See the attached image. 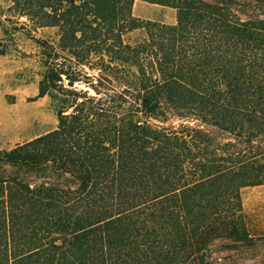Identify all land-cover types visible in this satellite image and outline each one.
<instances>
[{
  "label": "trees",
  "instance_id": "obj_1",
  "mask_svg": "<svg viewBox=\"0 0 264 264\" xmlns=\"http://www.w3.org/2000/svg\"><path fill=\"white\" fill-rule=\"evenodd\" d=\"M8 1L5 36L58 30L34 38L57 126L0 150V264H221L217 243L264 245L240 196L264 186V0Z\"/></svg>",
  "mask_w": 264,
  "mask_h": 264
},
{
  "label": "rangeland",
  "instance_id": "obj_2",
  "mask_svg": "<svg viewBox=\"0 0 264 264\" xmlns=\"http://www.w3.org/2000/svg\"><path fill=\"white\" fill-rule=\"evenodd\" d=\"M8 0H0V10L8 14ZM133 17L172 25L175 11L141 1H135ZM20 22H25L21 19ZM5 36L0 29V150H10L17 145L53 131L57 118L49 97L37 98L38 83L42 74L37 45L34 38H42L56 45L59 33L56 28H42L37 32L13 33L9 27ZM13 33V34H12ZM138 32L125 35L127 42L135 41ZM242 208L249 221L252 235L264 236V186L245 187L240 191ZM214 258L221 264H264V245L259 243L250 249L226 250L217 243Z\"/></svg>",
  "mask_w": 264,
  "mask_h": 264
}]
</instances>
